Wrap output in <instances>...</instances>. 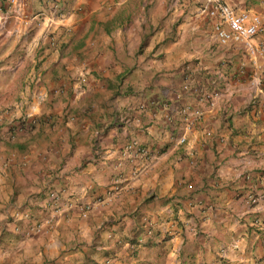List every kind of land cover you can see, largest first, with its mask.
Segmentation results:
<instances>
[{
	"label": "crops",
	"instance_id": "obj_1",
	"mask_svg": "<svg viewBox=\"0 0 264 264\" xmlns=\"http://www.w3.org/2000/svg\"><path fill=\"white\" fill-rule=\"evenodd\" d=\"M205 6L0 0V264H264V35Z\"/></svg>",
	"mask_w": 264,
	"mask_h": 264
},
{
	"label": "built area",
	"instance_id": "obj_2",
	"mask_svg": "<svg viewBox=\"0 0 264 264\" xmlns=\"http://www.w3.org/2000/svg\"><path fill=\"white\" fill-rule=\"evenodd\" d=\"M201 13L210 20L214 38L220 44L242 43L250 51V40L257 35H264V22L258 14L249 11H236L225 4L224 0H206V6L201 9ZM256 87L260 94H264V88L259 87V83L256 84ZM260 110L264 111V105L260 106ZM30 123L35 122L31 121ZM126 151L128 153L135 151L138 155L144 153L136 145L127 146ZM189 187L191 188V186ZM250 201L255 203L257 198L250 197ZM89 209L87 206L81 207L80 215L86 217ZM155 226L156 223L146 224L137 244L141 245L147 238H151Z\"/></svg>",
	"mask_w": 264,
	"mask_h": 264
}]
</instances>
